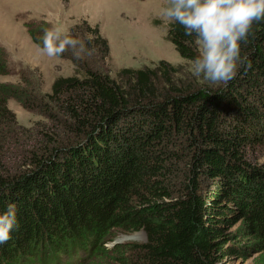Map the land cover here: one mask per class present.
<instances>
[{"label":"trees","instance_id":"16d2710c","mask_svg":"<svg viewBox=\"0 0 264 264\" xmlns=\"http://www.w3.org/2000/svg\"><path fill=\"white\" fill-rule=\"evenodd\" d=\"M83 27L97 53L73 57L76 74L50 93L0 84V211L14 203L19 225L0 264H222L249 252L264 264V22L242 45L250 67L219 87L183 83L166 62L113 78L107 39L86 21L72 34ZM28 29L42 44L44 28ZM168 39L184 60L198 54L178 23ZM10 97L45 122L20 125ZM137 232L144 243L106 246Z\"/></svg>","mask_w":264,"mask_h":264},{"label":"rangeland","instance_id":"374dc122","mask_svg":"<svg viewBox=\"0 0 264 264\" xmlns=\"http://www.w3.org/2000/svg\"><path fill=\"white\" fill-rule=\"evenodd\" d=\"M166 4L167 0H0V60L4 56L7 62V72L0 74V84H17L36 99L50 93L57 78L75 75L73 56L41 55L28 28L35 25L45 30L57 24L71 30L86 21L91 27H98L109 43L107 67L111 77L123 68L153 69L166 62L179 70L181 82L208 85L192 75V62L184 60L169 41L172 22L162 16ZM84 31L91 33L83 27L76 35ZM8 107L22 126L32 127L46 120L40 110L21 105L15 97L8 99ZM260 162H264V157ZM239 226L240 222L235 223L230 232ZM145 241L143 232L119 235L115 240L120 245ZM116 244L106 246L112 249ZM84 258L89 259L90 255ZM93 260L74 264H91ZM104 260L100 264H119L116 255ZM254 260L252 252L247 256L235 253L225 256L222 264H255Z\"/></svg>","mask_w":264,"mask_h":264},{"label":"clouds","instance_id":"9594fccd","mask_svg":"<svg viewBox=\"0 0 264 264\" xmlns=\"http://www.w3.org/2000/svg\"><path fill=\"white\" fill-rule=\"evenodd\" d=\"M162 16L178 23L188 36H194L199 51L192 60V75L212 86H226L241 69L250 67L242 45L253 35L254 24L264 22V0H167ZM91 33L73 35L63 25L53 24L43 32L41 55L58 58L71 50L77 60L96 55ZM14 203L0 211V244L12 239L18 228Z\"/></svg>","mask_w":264,"mask_h":264},{"label":"water","instance_id":"95a60500","mask_svg":"<svg viewBox=\"0 0 264 264\" xmlns=\"http://www.w3.org/2000/svg\"><path fill=\"white\" fill-rule=\"evenodd\" d=\"M113 244H116V242H113Z\"/></svg>","mask_w":264,"mask_h":264}]
</instances>
